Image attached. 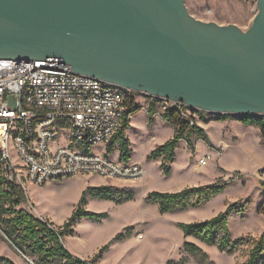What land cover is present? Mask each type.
<instances>
[{
    "label": "water",
    "instance_id": "obj_1",
    "mask_svg": "<svg viewBox=\"0 0 264 264\" xmlns=\"http://www.w3.org/2000/svg\"><path fill=\"white\" fill-rule=\"evenodd\" d=\"M257 6L243 30L195 18L185 0H0V59L57 60L191 109L264 116Z\"/></svg>",
    "mask_w": 264,
    "mask_h": 264
},
{
    "label": "rangeland",
    "instance_id": "obj_2",
    "mask_svg": "<svg viewBox=\"0 0 264 264\" xmlns=\"http://www.w3.org/2000/svg\"><path fill=\"white\" fill-rule=\"evenodd\" d=\"M185 4L199 20L220 25L235 24L243 30L251 26L258 12L257 0H185ZM135 96L140 109L134 114L129 131L126 132L133 141V152L128 162L144 167L146 174L142 180H107L98 175L64 176L50 179L45 184L25 180L23 188L27 199L19 208L61 226L71 216L85 190L105 186L111 189L112 198L99 199L88 192L85 197L87 202L83 203L84 208L105 213V217L83 218L74 226V234L65 236V246L72 254L93 259L100 264H244L251 250L250 238H258L264 231V213L259 212L264 201V173L257 172V166L253 163L254 154H264V150L260 152L253 137L248 136L225 153L219 161L220 167L212 160L209 165L197 169L194 166L207 152L201 147L200 153L195 154L197 139L203 138L202 134L195 131L192 137L186 134L184 138L189 148L185 143H179L175 161L168 164L171 172L167 175L162 158L148 157L153 137L159 145L173 137L171 127L153 123L156 116H163L165 110L145 93L139 92ZM144 111L150 114L149 118ZM197 114L198 124L209 122L211 126L223 119L238 120L237 115L219 119L220 115L207 111H197ZM149 124L153 127L150 128ZM212 133L219 139L223 136L221 130L216 128ZM104 154L120 160L117 150L104 149ZM15 158L23 164L21 159ZM235 171L240 173V177ZM221 176L227 181L232 177L235 179L228 182L221 193L197 208L161 213L158 204L150 199L153 191L177 192L186 187L214 183ZM235 202L240 210L229 214L230 237L232 240L247 237V240L234 252L221 250L193 236L186 237L178 225L180 222L209 219ZM118 234L124 237L115 239ZM185 242L197 244L206 257L189 252ZM108 243H111L109 248L97 257L101 248ZM0 255L16 264H33L5 240L1 230Z\"/></svg>",
    "mask_w": 264,
    "mask_h": 264
},
{
    "label": "built area",
    "instance_id": "obj_3",
    "mask_svg": "<svg viewBox=\"0 0 264 264\" xmlns=\"http://www.w3.org/2000/svg\"><path fill=\"white\" fill-rule=\"evenodd\" d=\"M137 93L76 73L57 60L0 59L2 174L22 187L25 180L45 184L73 175L142 180L145 169L141 164L104 154L125 128L129 101ZM148 97L164 110L176 109L191 126L198 125L197 111L203 110L191 109L183 101ZM216 156L203 155L197 169Z\"/></svg>",
    "mask_w": 264,
    "mask_h": 264
},
{
    "label": "trees",
    "instance_id": "obj_4",
    "mask_svg": "<svg viewBox=\"0 0 264 264\" xmlns=\"http://www.w3.org/2000/svg\"><path fill=\"white\" fill-rule=\"evenodd\" d=\"M139 109L137 99L133 96L126 111V126L114 137L109 145V151L114 150L115 145L118 146L120 157L124 161L129 160L132 152L131 142L127 138L126 130L130 126L131 115L135 114ZM227 116L231 115L221 114L219 119ZM163 117L174 127V135L164 144L154 148L148 157L151 159L162 158L164 172L169 175L171 170L168 164L175 161L176 150L180 141L186 137V134L191 137L196 131L203 135V139L209 145L211 144L204 129L198 125L191 126L189 121L184 120L176 109L165 110ZM238 120L247 124H257L261 129L262 141H264V116L239 115ZM261 172L264 173V169ZM237 175L240 177L239 173ZM234 179L232 177L230 181H227L221 176L214 183L186 187L177 192L153 191L150 199L158 204L161 213L197 208L221 193L227 183ZM262 186L264 187V181H262ZM88 192H91L92 196L99 199H110L113 195L109 187H89L83 192L79 204L68 220L63 225L57 226L47 218L38 217L26 209L19 208L21 203L27 199L25 190L22 186L8 181L2 174L0 166V230L3 237L20 254L29 258L33 264H97L93 259H84L72 254L64 243L65 236L74 234V226L81 219H100L106 215L105 213H96L84 208L83 203L86 204L87 202L85 197ZM239 210L240 207L235 202L228 205L225 211L209 219L180 222L178 225L186 237L193 236L206 244L216 245L221 250L234 252L247 240V237H241L236 240H232L230 237L228 217L231 211L238 212ZM259 212L264 213V201L261 202ZM123 237V234H118L115 239H122ZM249 241L251 250L249 258L244 264H264V231L260 237H252ZM110 244L103 246L100 254L96 256L100 257L109 248ZM184 245L189 252L193 254L199 253L202 257H206V254L197 244L185 242ZM0 264L16 263L10 258L0 255Z\"/></svg>",
    "mask_w": 264,
    "mask_h": 264
},
{
    "label": "crops",
    "instance_id": "obj_5",
    "mask_svg": "<svg viewBox=\"0 0 264 264\" xmlns=\"http://www.w3.org/2000/svg\"><path fill=\"white\" fill-rule=\"evenodd\" d=\"M150 100L153 101L152 99H150ZM154 103L155 104H161V103H157V102H154ZM140 111H143V110H140ZM145 113L147 114L146 116L149 118L150 114H148L147 112H145ZM135 115H136V113H135ZM135 115L134 114L131 115L130 123H131V121ZM153 123L155 125L159 124L160 126L165 127V128L171 127L172 134L174 135V132H175L174 127L167 120H165V118L163 116H161V115L156 116ZM210 124L211 123H209V122H199V124H198L199 127L204 129L205 134L208 136L211 145L206 144V142H205V140H203V138H198L197 142L195 144V148H196L195 154L198 155V153H200L201 147H204L207 153H213L215 156H216V151H220V155L216 156V160H215L217 165L219 164V161L224 157L225 153L229 149L234 148L239 142H241V140L243 141V140L247 139L248 136L253 137L254 142L256 143L259 151L264 150V143L262 141L261 129L257 124H244V123L238 121L237 119H235V120L223 119L221 121H217L216 123H214L215 125L211 126ZM149 125H150V128L153 127L151 124H149ZM130 126H131V124H130ZM130 126L126 130L127 133L129 131ZM214 128L221 130V133L223 134V136H221L220 139L216 138L215 135L212 133V130ZM193 134H192V136H193ZM127 138L130 140L131 144H133L132 138L129 136V134L127 135ZM153 138H155V137H153ZM153 138L151 139L153 146L148 151L149 154L154 148H156L159 145L158 143H156V141H157L156 138L155 139H153ZM162 142L163 141H161L160 143H162ZM181 143H185L186 147H188L187 142L184 139L180 141V144ZM131 149H132V146H131ZM114 150H117V152L120 154L118 146H116V148H114ZM248 151H250V150H248ZM132 152H133V149H132ZM132 152H131V155H132ZM254 155H255V157L253 158V163H254V165L257 166L256 171L260 173L264 169V154H256L255 153ZM197 163H198V161H197ZM194 167L196 168L197 164ZM219 167H220V164H219ZM222 167H223V165H222ZM235 173H239V172L235 171ZM145 174H146V171H145ZM224 174L226 175L225 171H224ZM64 243H65V241H64ZM84 259H88V258H84ZM97 264H100V263H97Z\"/></svg>",
    "mask_w": 264,
    "mask_h": 264
}]
</instances>
